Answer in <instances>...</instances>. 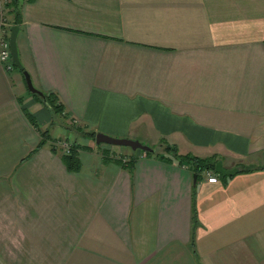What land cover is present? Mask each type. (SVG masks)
<instances>
[{
    "label": "crops",
    "instance_id": "obj_1",
    "mask_svg": "<svg viewBox=\"0 0 264 264\" xmlns=\"http://www.w3.org/2000/svg\"><path fill=\"white\" fill-rule=\"evenodd\" d=\"M20 15L19 58L69 120L238 171L194 179L144 150L129 168L92 138L71 171L52 148L71 129L0 64V264H264V0H21Z\"/></svg>",
    "mask_w": 264,
    "mask_h": 264
},
{
    "label": "trees",
    "instance_id": "obj_2",
    "mask_svg": "<svg viewBox=\"0 0 264 264\" xmlns=\"http://www.w3.org/2000/svg\"><path fill=\"white\" fill-rule=\"evenodd\" d=\"M9 7V11H8V15L13 14L12 15V21H9L10 23L13 24H19L20 20H21V15H20V10H21V0H10L8 5ZM16 68H18L15 65ZM14 67V68H15ZM45 101L46 103L55 111V113L57 114L58 118L61 119V122L63 125H65V127H67V129H71L72 132L71 134L73 135L71 137L70 135V140H68V148L69 150L66 151L62 146H57L56 145V141L57 139L53 138L52 141H55L52 143V148L54 151H60L62 158L65 162V165L67 166V168L71 171H75L78 170L81 167V161L79 158V153L81 148L83 147H90L89 145L85 144V142L83 141L84 137H88L89 139L92 138L95 140L96 137V133L95 131H89L87 130L85 127L80 126L78 123H76L75 121L70 120V123H66L65 121H68L65 117L64 113V107L62 105V103L59 100L58 94L53 92V91H46L45 93ZM31 118V117H30ZM32 120V119H31ZM72 123V124H71ZM42 137L43 140L41 142V144L43 143V141H46L47 136L50 135V133L48 132V130H45L42 132ZM62 140V139H59ZM160 144H162L165 149L162 151H157L155 148L152 151H145V153L147 155H153L155 157H158L160 159H163L165 161H172L175 160L178 161L179 163H182L184 161L190 163V165L192 166V170L194 173H196L197 177H200V175L202 174V172H206V171H216L215 170V164L217 162L216 156H212V157H200L194 154H181L179 153L178 148L175 145H171L167 140H165V138H161L160 140ZM61 149V150H60ZM137 150V149H135ZM142 151V149H139ZM109 156V155H108ZM109 158H114L116 161H119L121 158L118 157H114L110 154ZM121 161V160H120ZM136 161V156H130V158H128L124 163H126V165L129 168H132L135 164ZM245 170H250V168H246Z\"/></svg>",
    "mask_w": 264,
    "mask_h": 264
},
{
    "label": "water",
    "instance_id": "obj_3",
    "mask_svg": "<svg viewBox=\"0 0 264 264\" xmlns=\"http://www.w3.org/2000/svg\"><path fill=\"white\" fill-rule=\"evenodd\" d=\"M18 30H19L18 24H13L11 26L10 49H11L13 62L18 68H20L23 71V74L25 76L28 88L32 92H36V93L40 94L42 97H45L44 92L39 90L37 87H35V85L32 82L30 73L28 72V70H26L24 68V66H23V64L19 58L18 48H17ZM95 141H96V143L106 142V143H111V144H116V145H121V146H127V147H131L133 150H135V149H142L145 151L154 150V148L152 146L145 144V143H142L138 139L129 138V137L112 136V135L106 134L104 132H97L96 137H95ZM215 170L217 172L221 173L222 175H231V174L235 173L236 171H238V168H231V169L224 168L222 161L218 160L215 164ZM193 176H194V179H196V177H197L196 173H194Z\"/></svg>",
    "mask_w": 264,
    "mask_h": 264
},
{
    "label": "built area",
    "instance_id": "obj_4",
    "mask_svg": "<svg viewBox=\"0 0 264 264\" xmlns=\"http://www.w3.org/2000/svg\"><path fill=\"white\" fill-rule=\"evenodd\" d=\"M10 0H0V22H1V35H0V64L7 70L11 71L14 69L15 64L12 59L10 49V33L12 24L9 21V7L7 6ZM58 146H62L66 151L68 148V140H58L56 142ZM207 180L209 182H217L218 177L212 171H206Z\"/></svg>",
    "mask_w": 264,
    "mask_h": 264
},
{
    "label": "rangeland",
    "instance_id": "obj_5",
    "mask_svg": "<svg viewBox=\"0 0 264 264\" xmlns=\"http://www.w3.org/2000/svg\"><path fill=\"white\" fill-rule=\"evenodd\" d=\"M64 115H65V117L66 118H68L67 117V115L65 114V113H63ZM66 120H68V121H65L66 123H70L71 121L69 120V118L68 119H66ZM63 122V121H62ZM62 122H61V124H62ZM72 124V123H71ZM63 125V124H62ZM65 126V125H64ZM67 128V127H66ZM71 132H72V130H71ZM71 132H70V134H71ZM73 135L71 134V137H72ZM83 140H84V142H85V144H87V145H90V143H89V138L88 137H84L83 138ZM161 143V142H160ZM157 144V145H153V148H155L157 151H162V150H164L165 149V147L162 145V144ZM96 145H100V146H104V147H108V148H110L111 150H110V154L112 155V156H114V157H118V158H121V159H123V154H121V153H125V155L127 154V153H131L132 154V156H137V154L141 151V150H139V149H137V150H133L131 147H127V146H121V145H116V144H111V143H106V142H102V143H98V144H96ZM123 148V151L121 152V149ZM112 150H114V152L112 151ZM125 150V151H124ZM255 155H256V153H255ZM255 155H253V158L252 159H256V156ZM125 157V156H124ZM216 157H218L219 158V160H220V157L217 155ZM129 157L128 156H126L125 158H124V160H127ZM251 159V158H250ZM218 161V160H217ZM253 162V161H252ZM258 162H260V161H255V162H253L254 164H258ZM252 164V163H251ZM253 167H254V165H253ZM212 171V170H211ZM213 173V172H212Z\"/></svg>",
    "mask_w": 264,
    "mask_h": 264
}]
</instances>
